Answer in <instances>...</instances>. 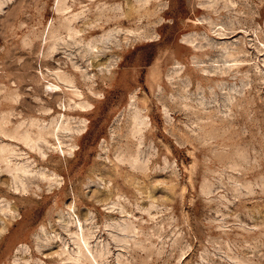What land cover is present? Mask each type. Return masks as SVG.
I'll use <instances>...</instances> for the list:
<instances>
[{"label":"rangeland","instance_id":"rangeland-1","mask_svg":"<svg viewBox=\"0 0 264 264\" xmlns=\"http://www.w3.org/2000/svg\"><path fill=\"white\" fill-rule=\"evenodd\" d=\"M0 264H264V0H0Z\"/></svg>","mask_w":264,"mask_h":264}]
</instances>
